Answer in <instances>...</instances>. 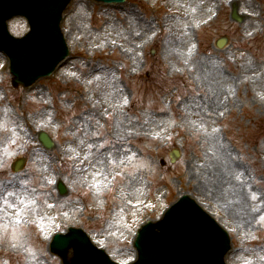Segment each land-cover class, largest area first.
I'll list each match as a JSON object with an SVG mask.
<instances>
[{"label": "rangeland", "instance_id": "rangeland-1", "mask_svg": "<svg viewBox=\"0 0 264 264\" xmlns=\"http://www.w3.org/2000/svg\"><path fill=\"white\" fill-rule=\"evenodd\" d=\"M61 25L70 57L32 88L0 52V264H63L49 236L69 225L131 260L184 193L230 232L228 264H264V0H72Z\"/></svg>", "mask_w": 264, "mask_h": 264}, {"label": "water", "instance_id": "water-1", "mask_svg": "<svg viewBox=\"0 0 264 264\" xmlns=\"http://www.w3.org/2000/svg\"><path fill=\"white\" fill-rule=\"evenodd\" d=\"M69 0H0V47L8 50L12 59V71L15 74L14 83L20 82L28 85L36 80L39 76L49 73L57 63L68 53L63 45L62 34L59 27L60 14ZM111 1V0H108ZM24 12L32 19L33 29L23 39L8 37L4 33L5 20L17 13ZM42 140L51 145L49 138L42 134ZM188 203L182 202L173 209L169 218L177 213H189L193 208L192 204L185 207ZM189 210V211H188ZM168 218V219H169ZM167 219V220H168ZM162 226L165 229V223L162 221L158 225H148L141 233L137 243L147 235L149 229ZM183 225L170 228L171 236L179 238L182 236L180 229ZM213 232L217 230L215 225H207ZM71 234L67 236H58L53 245V250L62 255H66L68 248L74 246L76 255L70 264H109L107 258L91 245L85 233L80 229H72ZM223 233V231H220ZM204 233V232H201ZM204 235V234H203ZM227 238V236L223 233ZM205 236V235H204ZM203 244L207 245L202 256L197 259V264H224L223 255L229 249L228 240L224 238L219 240L215 246H211V238H204ZM65 237V238H63ZM206 237V236H205ZM62 244L60 245V243ZM214 248V249H213ZM215 248H220L217 250ZM208 249V250H206ZM202 259V260H201Z\"/></svg>", "mask_w": 264, "mask_h": 264}, {"label": "bare ground", "instance_id": "bare-ground-1", "mask_svg": "<svg viewBox=\"0 0 264 264\" xmlns=\"http://www.w3.org/2000/svg\"><path fill=\"white\" fill-rule=\"evenodd\" d=\"M235 170V168L231 165V166H227V168L225 167V170L223 171V172H219L218 171V173L221 175V176H223L222 178L224 179V178H227V176L228 175H231L230 173L232 172V171H234ZM234 190H235V192L237 193V195L238 196H240L239 194H241V193H239V188H237V187H235L234 188ZM237 196V197H238Z\"/></svg>", "mask_w": 264, "mask_h": 264}, {"label": "snow or ice", "instance_id": "snow-or-ice-1", "mask_svg": "<svg viewBox=\"0 0 264 264\" xmlns=\"http://www.w3.org/2000/svg\"><path fill=\"white\" fill-rule=\"evenodd\" d=\"M262 219H264V217H262Z\"/></svg>", "mask_w": 264, "mask_h": 264}]
</instances>
